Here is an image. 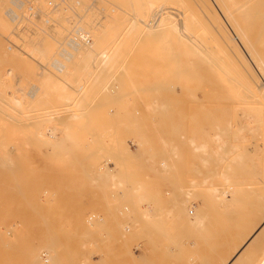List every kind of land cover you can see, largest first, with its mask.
I'll use <instances>...</instances> for the list:
<instances>
[{"label": "rangeland", "instance_id": "374dc122", "mask_svg": "<svg viewBox=\"0 0 264 264\" xmlns=\"http://www.w3.org/2000/svg\"><path fill=\"white\" fill-rule=\"evenodd\" d=\"M48 1L0 0V44L8 54L0 56V264H231L242 235L257 234L251 255L233 262L256 264L264 255V105L259 96L240 99L241 87L225 70L232 66L211 40L192 51L193 0H181L188 25L173 34L178 41L171 33L139 39L146 34L111 0H51L53 9ZM175 1L158 9L178 20ZM8 9L17 18L7 17ZM103 9L109 20L128 18L113 45L109 39L108 58L58 57L70 48L73 26L94 30ZM48 46L55 50L44 56ZM58 58L61 73L51 67ZM217 187L228 190V205H219L223 191L214 197ZM183 208L193 210L189 219Z\"/></svg>", "mask_w": 264, "mask_h": 264}, {"label": "bare ground", "instance_id": "6f19581e", "mask_svg": "<svg viewBox=\"0 0 264 264\" xmlns=\"http://www.w3.org/2000/svg\"><path fill=\"white\" fill-rule=\"evenodd\" d=\"M79 1V0H78ZM77 1V2H78ZM108 2L110 1V0H107ZM111 1H113V2H115L116 3V5L115 6H117V8H118V10L119 11H121L122 12V10H125V9H127V12H129L131 15H132V17L131 18H127V16H126V18L125 19H123L122 17H117L116 19L114 18V16H112L113 17V20H109V18H111V17H109L110 15H109V13H107L106 11H105V9H103L102 11H105V13H104V17H103V19H105L104 21H103V19L97 24V26H96V28H94V30L93 29H91V28H87V27H85V28H83V27H80V26H78V27H76V29H78V30H80V33H82V34H87L88 36H90L91 37V40H93L94 41V44L92 45H83V44H81V43H77V44H75V43H72L71 41H69L70 40V36H69V39L67 40L66 38H64V39H66L67 40V46H68V48L70 47L71 48V50H70V48L69 49H65V50H60V51H62V52H59L58 53V57L60 56V57H63L64 59H67L68 61L70 60H72V58L74 59V57H78V58H83L82 60H85V58L87 59V58H89L90 59V57L91 58H96V57H98V56H100L102 59H107L108 58V50H109V48H107L108 46V44H110L111 42H112V45L114 44V41H115V39L117 38V33H118V28H119V26H121L124 22H126L125 20L126 19H128L127 21L131 24V26H132V28L133 29H138L140 32H142V33H144V34H146V37H143V34H142V36L141 35H139V36H141V38H139V39H142V38H146L145 40H149L147 37H148V35H152L153 33H157V34H161L160 36L162 37V35L164 34V35H167L168 33H171V35H172V38H174L175 36H177V30H178V26L179 25H182V27H183V29H186L187 28V25H188V23L186 22V19H185V16H187V15H185V11H184V8L180 5V3H181V0H179L176 4H178L179 3V9H176V11H177V13H174V15L175 16H177V18H178V20H176V18H172L171 16H163V14L161 13V10L160 9H158V8H160V7H163V6H166L168 3H174V2H176L175 0H132L133 1V3L131 2V0H111ZM57 3H58V1H57ZM71 3V2H70ZM78 3H80V2H78ZM59 4V3H58ZM57 4V6L56 7H60L59 5ZM2 5V4H1ZM63 5V4H62ZM74 5V4H73ZM193 6H194V16H193V18H192V20H191V27H192V25L193 26H195V30L196 31H192V32H194V33H192L191 35H188V38L190 39V41L193 43V45H194V49L192 50V51H194V50H197V49H199V47H200V45L202 44V42H203V40L204 39H209V41L211 40V42L214 44L213 46H214V48H215V51H216V53L218 54V56H220V57H222V59H224L225 61H228V63L232 66L231 68H230V70L229 69H225L226 70V74L227 75H230L229 76V78L230 79H232L233 81H234V83L236 84L237 83V89L239 90L240 89V87H241V90H239V92L238 93H240L242 96L240 97V99H243V98H247V97H249V95L251 94L252 96H259L261 99H260V104H262V105H264V0H193ZM2 7V6H1ZM125 7V8H124ZM126 7H129L131 10H134L133 12H135V15H133L132 14V12H130V11H128V10H130V9H128V8H126ZM58 9V8H57ZM162 9V8H161ZM2 10L0 9V14L2 13L1 12ZM58 11H59V9H58ZM112 11V10H111ZM126 11V10H125ZM120 12V15L122 16L123 14L122 13H124V12H122L121 13ZM126 12V15L128 14ZM57 13V12H56ZM193 13V12H192ZM5 14V13H4ZM7 17H10V19H15V18H17V15L13 12V10L12 9H8V11L6 12V14H5ZM52 13H47V15L46 16H48L49 18H52ZM130 15V16H131ZM142 15V16H141ZM154 16V17H151V16ZM158 16H159V19H158ZM191 16V15H190ZM25 17V16H24ZM141 17V18H140ZM174 17V16H173ZM84 18H86V17H82V19H84ZM149 18H152L151 19V21H152V23H150V22H148V20H149ZM158 19V20H157ZM5 18H4V16H2L1 15V18H0V28L2 27V24H4V23H6L5 21ZM103 21V22H102ZM157 21V23L156 24H154L155 22ZM110 22V23H109ZM42 25V24H41ZM130 26V27H131ZM129 27V28H130ZM208 27H209V29H210V31H209V29H208ZM61 28H63V30H65L66 31V27H63V26H61ZM129 28H128V30H129ZM193 28H192V30H193ZM109 29H111L110 31H109ZM126 31V30H125ZM67 33L69 32V30L68 31H66ZM110 32V33H109ZM130 32V31H129ZM183 32V31H182ZM176 35H175V34ZM61 34H63V33H61ZM109 34H110V37H109ZM148 34V35H147ZM175 36H174V35ZM119 35V34H118ZM122 35H123V33H122ZM138 35V34H137ZM138 36V37H139ZM152 36H154V35H152ZM149 37V38H153V37ZM174 36V37H173ZM61 37V36H60ZM154 37H156V36H154ZM166 37V36H165ZM164 37V38H165ZM136 38H137V36H136ZM135 38V39H136ZM157 38V37H156ZM159 38V37H158ZM157 38V39H158ZM171 38V39H172ZM177 38H179V37H176V38H174L176 41H178V39ZM109 39L111 40L110 41V43H109ZM139 39H138V41H139ZM152 39V41H154V44L156 43L157 44V42H158V40H160V39ZM170 39V40H171ZM180 39V38H179ZM63 40V39H62ZM143 40V39H142ZM144 40V42L143 41H139L140 43H146V41ZM156 40H157V42H156ZM169 40V39H168ZM168 40H166V42L168 41ZM169 40V41H170ZM175 40H173V41H175ZM119 41V40H118ZM138 41H136V42H138ZM151 41V40H150ZM150 41H149V43H150ZM151 41V42H152ZM168 41V42H169ZM172 41V42H173ZM179 41H181V40H179ZM132 42H134V40L132 41ZM161 42V41H160ZM178 43V42H177ZM152 45H153V42L151 43ZM168 44V43H167ZM211 44V43H210ZM65 45V44H64ZM116 45V44H115ZM146 45V44H145ZM147 45H148V42H147ZM146 45V46H147ZM151 45V46H152ZM177 45V44H176ZM179 45V44H178ZM203 45H205L204 43H203ZM202 45V46H203ZM209 45V44H208ZM50 46V45H49ZM46 47L45 48V50H41L42 52H41V54H46L47 52H54V50H52L51 51V48L50 47ZM144 46V45H143ZM175 46V45H174ZM112 47V46H111ZM136 47V46H135ZM148 47V46H147ZM146 47V48H147ZM177 47V46H176ZM208 47H210V46H208ZM113 48H115L114 46H113ZM145 48V49H146ZM166 48V47H165ZM164 48V49H165ZM173 48V47H172ZM207 48V47H206ZM111 49V48H110ZM203 49V48H202ZM57 50V49H56ZM150 50V49H149ZM172 50V49H171ZM204 50H205V48H204ZM212 50H214V49H212ZM74 51V52H73ZM173 51V50H172ZM175 52H176V48H175V50H174ZM202 51V50H201ZM197 52V53H196ZM202 52H204V51H202ZM201 52V53H202ZM213 52V51H212ZM48 53V54H49ZM116 53H117V49L115 50V52L113 53V50H110V58H112L113 56H116ZM172 53V52H171ZM198 53H200V52H198V51H195V54H198ZM194 54V53H193ZM203 54V53H202ZM8 54H7V52H6V50H5V48L0 44V56H7ZM42 55V56H43ZM47 55V54H46ZM51 55V54H50ZM205 55H207V54H205ZM216 57H217V55L216 54H214ZM214 55H213V59H216V58H214ZM45 56V55H44ZM199 56H200V54H199ZM208 57V56H207ZM218 59V58H217ZM196 61V60H195ZM221 61H223V60H221ZM94 63V62H93ZM109 63V62H108ZM227 63V62H226ZM80 66V65H79ZM221 66V65H220ZM51 67L53 68H55V69H57V71L58 72H63V71H65V69H66V67H65V65L60 61V59L58 58V59H56L55 61L53 60V64L51 65ZM212 67V66H211ZM256 68V70H257V72H256V70H255V68ZM84 69V68H83ZM211 70H213V68L211 69ZM219 73V72H218ZM217 74V73H216ZM220 75H221V72H220ZM227 75H225V76H227ZM224 76V77H225ZM45 77V76H44ZM221 77H223V75H221ZM223 77V78H224ZM211 78V77H210ZM210 78H208L209 80H211ZM217 78H218V80L220 79L219 77H218V74H217V77H216V79H214V80H217ZM222 79V78H221ZM220 79V80H221ZM213 80V81H214ZM219 80V81H220ZM263 82H262V81ZM223 81V80H222ZM207 82V81H206ZM221 82V81H220ZM226 82H227V80H226ZM230 81H229V85H230ZM222 84V83H221ZM232 85H233V82L231 83ZM63 85V84H62ZM223 88V87H222ZM225 88V87H224ZM227 88V87H226ZM228 89H230V88H228ZM237 89H235V90H237ZM219 90V89H218ZM227 90V89H226ZM234 90V89H233ZM38 91H39V88L38 87H35V90L33 91V92H31V93H29V95L28 96H30L31 98L33 97H35L36 95H37V93H38ZM221 91V90H220ZM219 91V92H220ZM219 92H217V93H219ZM222 92H224V91H222ZM229 92V91H228ZM221 93V92H220ZM219 93V94H220ZM225 93V92H224ZM224 93H222V96H223V94ZM235 94V93H234ZM233 94V95H234ZM226 94H224V96H225ZM236 95H237V93H236ZM221 96V95H220ZM221 96V97H222ZM227 96H228V94H227ZM240 96V95H239ZM243 96H246V97H243ZM252 96H250V97H252ZM218 97V96H217ZM230 97V96H229ZM237 96H235L234 95V98H236ZM214 98V97H213ZM223 99H226V97L224 98V97H222ZM253 98V97H252ZM258 98V97H257ZM218 99V98H217ZM229 100H230V98H228ZM228 99H227V101L226 102H228ZM231 99H232V97H231ZM246 100V99H245ZM205 101V100H204ZM257 101H259V99H257ZM200 102V101H199ZM216 101H214V103H215ZM212 104H213V102H212ZM259 104V103H258ZM214 105V104H213ZM219 105V104H218ZM203 106V105H202ZM216 106H217V104H216ZM203 108V107H202ZM165 109V108H164ZM192 117V116H191ZM218 117V116H217ZM72 118V117H71ZM74 118V117H73ZM81 118V117H80ZM222 121V120H221ZM263 123V122H262ZM219 124V123H218ZM225 126V125H224ZM245 126V125H244ZM249 126V125H248ZM196 127V126H195ZM246 127V126H245ZM219 129V128H218ZM226 129L227 128H225V131H226ZM229 130H230V128H228ZM244 129V128H243ZM242 129V130H243ZM222 130V129H221ZM229 130H227V131H229ZM239 130H241V128L239 129ZM241 130V131H242ZM226 131V132H227ZM241 131H239V133H241ZM215 132V131H214ZM217 132V131H216ZM219 132H220V130H219ZM223 132V131H222ZM221 133V132H220ZM41 134V136L42 137H44V138H46L47 136V134L46 135H43L42 133H40ZM223 134H227V133H222V135ZM216 136H217V134H216ZM215 136V137H216ZM218 136H219V138L221 137V134H219L218 133ZM217 136V137H218ZM219 138H216V139H219ZM204 146V145H203ZM226 146V145H225ZM227 147V146H226ZM239 147V146H238ZM206 148V147H205ZM225 148V147H224ZM248 148V147H247ZM201 149H203V148H201ZM234 149V148H233ZM243 151H244V149H242ZM225 151V150H224ZM256 151V150H255ZM249 152V151H248ZM251 152V151H250ZM246 153V152H245ZM246 155V154H245ZM249 155H250V153H249ZM241 157V156H240ZM242 159V158H241ZM240 159V160H241ZM248 159V158H247ZM248 161V160H247ZM239 162H241V161H239ZM241 165V164H240ZM245 166V165H244ZM238 167V166H237ZM236 167V168H237ZM247 167V166H246ZM239 168L241 169L242 167L241 166H239ZM243 169V168H242ZM241 169V171H240V173H242V170ZM248 169V168H247ZM249 170H250V168H249ZM245 173H246V171H245ZM251 173V172H250ZM239 174V173H238ZM249 175V174H248ZM247 175V176H248ZM173 176V175H172ZM239 176H240V174H239ZM243 176V179H246V177L244 178V175H242ZM242 176H240V177H242ZM249 177V176H248ZM239 178V177H238ZM229 177L227 176V174H225V176H224V181L226 182V183H224V185L225 184H227V185H229L228 183H230V181H229ZM247 180V179H246ZM248 181V180H247ZM247 181H245V182H247ZM238 182V180L236 181V183ZM241 182H243L242 180H241ZM240 181H239V183H241ZM235 183V182H234ZM235 183V184H236ZM238 183V184H239ZM243 184V183H242ZM242 184H240V185H242ZM246 184H248V183H246ZM223 185V184H222ZM226 185V186H227ZM230 186V185H229ZM229 186H227V189H229L230 187ZM229 187V188H228ZM241 188H242V186H240ZM244 187V186H243ZM238 188V187H237ZM241 188H239L238 190L237 189H230V190H232V191H236V193L238 192H240L239 190H241L242 192L244 191L243 189H241ZM245 188H248L249 189V186L248 187H246L245 186ZM244 188V189H245ZM139 190V189H138ZM214 193H215V195L218 193H220L219 194V196L222 194V192L221 191H223V199H222V195L220 196V198L222 199V200H220V198L218 197V195H216V196H214L216 199L217 198H219V199H217L218 201L220 200V203H219V205L221 206L222 204H224L225 205V203H226V205H228L229 203H228V201H226L224 198H226V196H224V194H226L227 195V193H228V190H227V192H226V189H222V188H214ZM232 191H231V194H232ZM241 192V193H242ZM247 192H245L244 193V196L246 195L247 196V194L249 193V191H248V193L246 194ZM233 194H235V192H233ZM232 194V195H233ZM240 194V193H239ZM239 194H238V196H239ZM241 195V197H243V193L242 194H240ZM188 196V195H187ZM245 196V197H246ZM241 197H237L236 198V200L238 199V198H241ZM227 199V198H226ZM234 199V198H233ZM143 200V199H142ZM215 200V199H214ZM217 200H215L216 202H218ZM235 200V201H236ZM243 200L245 201L246 199H242V202H243ZM214 201V202H215ZM240 201H241V199H240ZM240 201H239V203H240ZM216 202L214 203V204H216ZM232 202H234V200H232ZM237 202H238V200H237ZM241 202V203H242ZM244 203H246V201L244 202ZM218 205V204H217ZM251 205H253V204H251ZM255 205H256V203H255ZM210 206V205H209ZM220 206H218V207H220ZM243 206V205H242ZM213 207V206H212ZM222 207V206H221ZM250 207V206H249ZM252 207V206H251ZM243 208H245V206L243 207ZM242 208V209H243ZM212 209H214V208H212ZM185 210L186 209H182L181 211L183 212V213H185ZM215 210V209H214ZM236 210V209H235ZM244 210V209H243ZM245 210H246V208H245ZM216 211L217 212H219L218 210H215L214 212L216 213ZM248 212V211H247ZM251 212V211H250ZM187 213V212H186ZM184 214V217H185V219H189V216H187L188 215V213L187 214ZM223 214V212H219V214ZM249 213V212H248ZM253 213V212H252ZM216 214H218V213H216ZM245 214H247V213H245ZM208 215V214H207ZM232 215V214H231ZM237 215V214H236ZM249 215H251V213L249 214ZM209 216V215H208ZM215 217L214 215H211L210 217ZM220 216V215H219ZM223 216V215H222ZM221 216V217H222ZM225 216V215H224ZM241 216V215H240ZM234 217L235 219L236 218H241V217ZM254 216V215H253ZM206 217V216H205ZM204 217V218H205ZM229 217V216H228ZM200 218V216L198 217V218H195V221L196 222H198L199 223V225L201 224V220L199 219ZM218 218V217H217ZM224 218V220L225 219H228V218H225V217H223ZM184 219V218H183ZM211 219H213V218H211ZM218 219H220L221 220V218L219 217ZM254 219H255V217H254ZM203 220V219H202ZM216 220V219H215ZM219 220V221H220ZM223 220V219H222ZM229 220H230V217H229ZM234 220V219H233ZM237 220V219H236ZM235 220V222H237ZM208 221H210V219L208 220ZM219 221H217V222H219ZM231 221H232V219H231ZM212 222V221H211ZM214 222V221H213ZM220 222H223V221H220ZM219 222V223H220ZM226 222H229V221H227L226 220ZM218 223V224H219ZM230 223V222H229ZM240 223V222H239ZM243 223V222H242ZM260 223V222H259ZM262 223V222H261ZM195 225H197L196 223H194ZM214 224H215V222H214ZM218 224H216V225H218ZM249 224V223H248ZM202 225V224H201ZM208 225H209V223H208ZM216 225H214V226H216ZM221 225H222V223H221ZM227 226H232V225H228L227 224ZM240 226L242 227L243 226V228L245 227H247L248 225H241L240 224ZM222 227H223V225H222ZM234 227V226H233ZM232 227V228H233ZM235 227H236V229H237V225H235ZM239 227V226H238ZM249 227V226H248ZM205 228H206V226H205ZM212 228H214V227H212ZM231 228V229H232ZM218 229H219V227H218ZM217 229V230H218ZM221 229V228H220ZM225 229H226V227H225ZM231 229H230V227H229V231L226 229L224 232H226V231H228V232H232L231 231ZM236 229H232L233 231L234 230H236ZM240 229V228H239ZM263 229V231H264V222H263V224H262V226H261V230ZM205 230V229H204ZM206 230H207V228H206ZM256 230V229H255ZM194 231V230H193ZM201 231V230H200ZM221 231V230H220ZM244 231H245V229H244ZM199 232V231H198ZM207 232V231H206ZM210 232V231H209ZM212 232V231H211ZM219 231H217V233H218ZM223 232V233H224ZM239 232V231H238ZM237 232V233H238ZM216 233V235H217V237H218V235H220V233L219 234H217ZM227 233V232H226ZM233 233V232H232ZM236 233V231H235V233L234 234H237ZM242 233V232H241ZM259 233V232H258ZM200 234L202 235V233L200 232ZM199 234V235H200ZM205 233L203 232V235H204ZM212 234V233H211ZM210 234V235H211ZM225 234V233H224ZM242 234H244V233H242ZM198 235V236H199ZM206 235V234H205ZM209 235V236H210ZM227 235V234H226ZM244 235H247V234H244ZM213 236H215V235H213ZM239 237L240 238V233H239V235L237 234L236 235V237ZM250 236V235H249ZM256 236H257V234H254L252 237H250L249 239H247V237L246 238H242L243 237V235H242V239L243 240H241V238L239 239L238 237V239L240 240V241H244L245 242V244H244V242H243V244H244V246L242 247V249L239 251V253H237L235 256H234V258L230 261L231 262V264H233V262L235 263V261H241L242 260V258L245 256V255H247V254H249V255H251V253H252V251H251V249L253 248V244L256 242ZM195 237V236H194ZM200 237V236H199ZM233 237V236H232ZM197 238V237H196ZM196 238H195V240H196ZM209 238H211V236L210 237H207V242L209 241ZM224 240L226 241V238H225V235H224ZM233 238H235V237H233ZM198 239V238H197ZM200 239H202V238H200ZM204 239V238H203ZM216 239V238H215ZM221 239V238H220ZM227 239H229V238H227ZM237 239V240H238ZM247 239V240H246ZM211 240V239H210ZM230 240V239H229ZM228 240V241H229ZM233 240V239H232ZM236 240V239H235ZM237 240H236V243H239L240 241H238L237 242ZM246 240V241H245ZM201 241V240H200ZM221 241H222V239H221ZM221 241H220V243H221ZM234 241V240H233ZM206 242V241H205ZM215 242V241H214ZM230 242V241H229ZM232 242V241H231ZM231 242H230V244H231ZM217 243V242H216ZM222 243H224V242H222ZM221 243V244H222ZM226 243V245H227V241L225 242ZM198 244V243H197ZM199 244H202V243H199ZM213 244V243H212ZM219 244V243H218ZM220 244V245H221ZM229 244V245H230ZM233 244V243H232ZM231 244V245H232ZM239 244H241V243H239ZM204 245H206V244H204ZM208 245H210L211 246V244H208ZM207 245V246H208ZM223 245V247H225L226 245L225 244H222ZM256 245V244H255ZM198 246V245H197ZM228 246V245H227ZM235 246V245H234ZM241 246V245H240ZM240 246H238V248L240 247ZM199 247H200V245H199ZM202 247H203V244H202ZM217 247H219V249H221V247L220 246H217ZM256 247V246H255ZM227 248V247H226ZM231 248V247H230ZM211 249H212V247H211ZM218 249V250H219ZM224 250V249H223ZM223 250H221L222 252H223ZM228 250V249H227ZM227 250H225V251H227ZM232 250V249H231ZM230 250V251H231ZM229 251V250H228ZM234 251H235V249H234ZM250 251H251V253H250ZM215 252V251H214ZM213 252V253H214ZM221 252V255H224L225 253H227L228 254V252H223L222 253ZM231 253H233V252H231ZM241 253H243L242 254V256L240 257V254ZM126 254V253H125ZM131 254V253H130ZM207 254V253H206ZM216 254V253H215ZM124 255V254H123ZM213 255V254H212ZM226 255V254H225ZM230 255H233V254H230ZM249 255H247V256H249ZM219 256V255H218ZM218 256H216L214 259H216ZM228 257H229V255H227ZM132 257H133V255H132ZM186 257V256H185ZM213 257V256H212ZM240 257V258H239ZM117 258V257H116ZM208 258V257H207ZM239 258V259H238ZM203 259H205L204 257H203ZM213 259V258H212ZM225 259V257H223V260ZM226 259H227V257H226ZM208 260H210V259H208ZM218 260V259H217ZM222 260V261H223ZM204 261V260H203ZM224 261H227V260H224ZM118 262V261H117ZM210 262V261H209ZM213 262V261H212ZM228 262H229V260H228ZM195 263V262H194ZM193 263V264H194ZM222 263V262H221ZM238 263H240V262H238ZM242 263V262H241ZM256 264H264V255L259 259V260H257L256 262H255ZM115 264H116V262H115ZM124 264V263H123ZM202 264V263H201ZM205 264H206V261H205ZM208 264H210V263H208ZM223 264V263H222ZM237 264V263H236Z\"/></svg>", "mask_w": 264, "mask_h": 264}, {"label": "built area", "instance_id": "2783aa9c", "mask_svg": "<svg viewBox=\"0 0 264 264\" xmlns=\"http://www.w3.org/2000/svg\"><path fill=\"white\" fill-rule=\"evenodd\" d=\"M47 5L51 9H53V7H54V4L52 3L51 0H49L47 2ZM30 6H28V10L29 11H33V8H30ZM72 30L73 31L70 33L71 35H70V40L69 41H71L72 43H75V44L81 43L83 45H88V44L91 43V37L90 36H88L87 34L80 33V30L76 29V27H74V26H73V29ZM8 42H9V47H8L9 49H11L13 47L19 48V45L13 43L12 41H8ZM129 142H130L131 145L134 146V143L133 142H131V141H129ZM188 213L191 215L193 213V210L192 209H189ZM43 257H46V256H43ZM46 259H45V262H46Z\"/></svg>", "mask_w": 264, "mask_h": 264}]
</instances>
